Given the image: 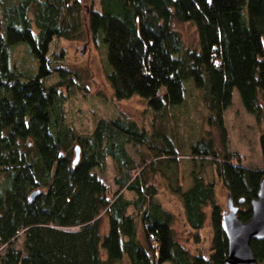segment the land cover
<instances>
[{
    "label": "trees",
    "instance_id": "obj_1",
    "mask_svg": "<svg viewBox=\"0 0 264 264\" xmlns=\"http://www.w3.org/2000/svg\"><path fill=\"white\" fill-rule=\"evenodd\" d=\"M0 17V264H116L125 256L130 264H226L225 210L215 185L201 165L183 191L176 142L156 122L185 104L190 87L199 91L220 148L212 134L203 135L191 145L192 157L214 165L247 222L264 178V129L263 164L247 167L227 152L224 116L238 91L246 111L264 124V0H101L98 9L83 0H0ZM174 21L196 26L198 47L186 45ZM85 26L104 51L114 98L146 100L150 130L123 115L100 118L89 134L66 123L63 105L77 75L56 67L52 46L78 39ZM21 44L36 72L13 62ZM54 74L59 80L51 84ZM144 147L151 156L137 163L130 149ZM108 158L116 167L113 186L101 178ZM157 176L181 197L192 230L204 228L211 208L208 255L191 253L176 238L175 216L157 197ZM251 246L264 262V240Z\"/></svg>",
    "mask_w": 264,
    "mask_h": 264
},
{
    "label": "rangeland",
    "instance_id": "obj_2",
    "mask_svg": "<svg viewBox=\"0 0 264 264\" xmlns=\"http://www.w3.org/2000/svg\"><path fill=\"white\" fill-rule=\"evenodd\" d=\"M8 1L4 0L6 3ZM83 3L86 6L93 5L98 9L101 0H83ZM86 11L85 19L87 22ZM1 26L2 20L0 17V30ZM173 26L180 32L187 46H199L198 33L194 24L174 21ZM52 50L56 54L54 60L56 67L63 65L77 75V77L74 76L75 86L67 91V100L63 105L65 120L69 126H72L80 134H89L100 118L114 119L123 115L147 130L152 128L154 115L147 108L146 100L138 96L122 101L114 98L113 90L107 80L104 51L96 48L87 26H85L81 37L76 40H55ZM59 58L62 59L61 62H57ZM12 59L13 62L27 72L37 71L38 66L35 59L25 44L14 48ZM58 80L57 74L49 78L51 84L56 83ZM189 89L190 94L185 104L174 112L168 113L167 122L158 119L156 127L160 129L165 127V132L168 135L172 134L176 142L179 160V184L183 191H186L192 185V172L198 170V167L202 165L207 181L215 185L217 200L226 211L228 192L221 183L214 165L208 161L202 164L201 160L197 159L196 161L192 157L190 147L203 135L206 137L212 134L218 148H220V139L216 131L205 124L207 112L201 99H199V91H194L192 87ZM224 117L229 136L227 152L240 156L241 163L244 166L261 167L263 158L260 148V135L264 129V124L258 123L255 117L246 111L238 91L234 92L233 103L225 112ZM163 122H165V125ZM138 149V151L130 149V153L135 157L137 163L145 158H150L151 155L147 148ZM116 174L115 164L111 158H108L107 168L101 174V178L113 186ZM155 180L159 188L157 195L159 201L164 209L175 216L173 229L178 241L193 254L208 255L211 250L213 234L209 217L211 208L207 207L205 209L208 217L204 228L194 231L186 223L181 197L167 188V181L162 177L157 176ZM126 194L131 198V194ZM102 226L104 230L107 229L106 216L102 218ZM22 243L23 237L19 236L16 246L21 248ZM4 251L5 248H0V256ZM116 264H130V261L125 256ZM259 264H264V262Z\"/></svg>",
    "mask_w": 264,
    "mask_h": 264
},
{
    "label": "water",
    "instance_id": "obj_3",
    "mask_svg": "<svg viewBox=\"0 0 264 264\" xmlns=\"http://www.w3.org/2000/svg\"><path fill=\"white\" fill-rule=\"evenodd\" d=\"M79 156L80 148L77 146L75 163L78 162ZM39 192L35 191L31 198L34 199ZM241 202L243 203V200ZM252 210V217L247 222L241 221L238 217L240 208L228 197L222 223L229 244L226 264H259L251 242L264 240V178L261 181L258 198L252 202Z\"/></svg>",
    "mask_w": 264,
    "mask_h": 264
}]
</instances>
